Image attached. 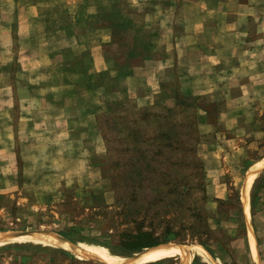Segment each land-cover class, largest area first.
<instances>
[{"label":"rangeland","instance_id":"obj_1","mask_svg":"<svg viewBox=\"0 0 264 264\" xmlns=\"http://www.w3.org/2000/svg\"><path fill=\"white\" fill-rule=\"evenodd\" d=\"M181 1L0 0V232L101 256L177 244L191 264H264V102L228 104L238 89L158 71L166 28L190 14ZM225 139L238 149H206ZM140 233L158 245L128 250ZM0 264L102 263L26 239L0 243Z\"/></svg>","mask_w":264,"mask_h":264},{"label":"crops","instance_id":"obj_2","mask_svg":"<svg viewBox=\"0 0 264 264\" xmlns=\"http://www.w3.org/2000/svg\"><path fill=\"white\" fill-rule=\"evenodd\" d=\"M179 9L190 14L180 17L177 28H166L158 71L176 70L182 79L197 81V89H238L228 104L264 102V0H182ZM231 117L236 126L238 112ZM228 141L206 149H238Z\"/></svg>","mask_w":264,"mask_h":264},{"label":"bare ground","instance_id":"obj_3","mask_svg":"<svg viewBox=\"0 0 264 264\" xmlns=\"http://www.w3.org/2000/svg\"><path fill=\"white\" fill-rule=\"evenodd\" d=\"M262 165H264V159L261 160L255 167V171L258 170ZM253 173L245 187L243 192L242 200L245 207L246 221L250 219V208H249V190L251 183L253 182ZM247 223V222H246ZM247 225V224H246ZM250 225V224H249ZM250 227V226H249ZM248 228V227H247ZM248 230V229H247ZM250 236V248L253 256L257 259V249L255 238L252 234L251 227L249 228ZM38 240L50 243L61 249H66L73 254L82 255L88 259L96 260L102 264H148L153 263L162 259L175 256L179 260V264H191L194 257L195 250L193 247L177 244H165L159 247H155L149 252L138 254L130 257L121 256H101L90 254L83 251L82 249L72 245L67 239L60 235H56L49 232L34 231L28 233H15V232H0V243L12 242V241H22V240Z\"/></svg>","mask_w":264,"mask_h":264},{"label":"trees","instance_id":"obj_4","mask_svg":"<svg viewBox=\"0 0 264 264\" xmlns=\"http://www.w3.org/2000/svg\"><path fill=\"white\" fill-rule=\"evenodd\" d=\"M134 241L136 240L138 243H130L128 250L132 252H140L144 249L148 250L158 244H154L151 241H148L147 235L146 234H138L133 237ZM145 240V241H143ZM52 246V245H51ZM55 247V246H54ZM58 248V247H57ZM144 250V251H146ZM143 252V251H142Z\"/></svg>","mask_w":264,"mask_h":264}]
</instances>
